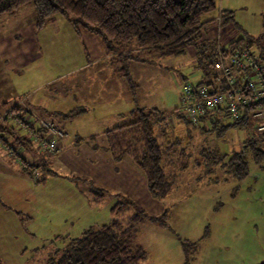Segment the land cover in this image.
<instances>
[{
	"label": "rangeland",
	"instance_id": "374dc122",
	"mask_svg": "<svg viewBox=\"0 0 264 264\" xmlns=\"http://www.w3.org/2000/svg\"><path fill=\"white\" fill-rule=\"evenodd\" d=\"M214 1L217 9L203 17V22L208 23L203 28V43L217 40L227 48L236 39L242 38L247 42L264 36V0ZM221 10L231 18L229 24L221 26L216 22ZM35 15V7L30 3L14 15L0 17V86H3L4 95L12 86L17 87L16 92L24 98L44 80L69 73L84 58L78 44L80 40L72 26L73 17L56 15V22L33 32ZM20 26L22 32L17 33ZM33 33L40 45L39 55L30 52L24 55L25 61L17 60L10 49L17 46L22 52L23 45ZM244 45L247 46L246 43ZM87 47L90 58L101 57L98 52L104 54L105 51L99 46L94 53L95 46L91 43ZM251 49L258 53L256 46ZM119 53L123 55L122 63L100 66L99 71L105 70L104 73L86 78L82 100L92 98L94 93L104 95L106 86L114 88L115 96L121 95L119 87L126 89L128 73L138 86V99L136 105L133 104L135 108L174 111L181 108L183 85L196 86L202 77L196 67V50L193 47L179 56H163L160 52L141 53L132 42ZM120 68H126L127 72L115 73ZM108 70L115 75H106ZM77 79L79 77L72 76L66 81L76 84ZM79 80L83 81V78ZM114 93L108 91L106 95L114 96ZM42 95L43 91L37 97ZM64 98L61 96L53 101L52 108H65L69 101ZM116 103L112 109L89 110L84 120H78L76 116L67 121L64 124L67 145L53 154H42L34 138L33 148L23 150L8 131L0 133L1 263L46 264L70 240L111 222L114 218L112 207L123 197L132 199L150 216L168 213L160 222L146 220L138 224L136 243L148 253L142 264H263L264 159L257 164L247 154L249 174L243 180L228 176L220 168L208 174L205 168L190 166L180 174L171 194L161 201L149 195L143 173L130 159H125L123 164L115 166L116 169L121 165L133 167L141 181L137 179L130 191L112 188V191L104 193L101 191L104 189L102 182L96 180L100 174L99 169L96 171V160L82 155L80 145L88 143L86 137L93 144H101L106 130L134 120L127 113L119 115L128 112L130 107L122 102ZM109 104L104 102L100 106ZM13 106L11 104L9 109ZM69 106L72 105L69 103ZM103 116L109 119L105 125L96 122V117L100 119ZM40 118L64 130L53 121ZM169 122L174 123V120ZM35 126L38 128L37 122ZM0 127L13 130L16 136H31L28 129H22L19 119L11 116ZM174 127V134L187 144V152L193 160L200 159L202 149L218 150L227 155L242 151L245 141L256 134L252 121L245 127L230 129L222 138L205 132V123L195 126L175 123ZM86 129L92 130L93 134L85 135L82 130ZM92 135L93 140L90 138ZM22 159L32 167L24 169ZM111 165L109 157L108 167ZM124 180L126 185H130L127 178ZM131 214L132 210L125 214L126 218Z\"/></svg>",
	"mask_w": 264,
	"mask_h": 264
},
{
	"label": "trees",
	"instance_id": "16d2710c",
	"mask_svg": "<svg viewBox=\"0 0 264 264\" xmlns=\"http://www.w3.org/2000/svg\"><path fill=\"white\" fill-rule=\"evenodd\" d=\"M30 3L35 7V30L42 29L56 15L71 16L72 26L78 34L86 32L97 36L110 54L120 48H127L132 42L136 43L139 50L160 52L163 56H179L193 47L196 50V67L202 74L198 86L223 91L221 73L215 64L220 55L226 56L237 50L251 51L255 61L264 69V36L251 38L247 42L242 38L236 39L227 48H223L217 40L202 42L203 28L208 24L203 22V17L217 9L214 0H0V17L14 14ZM225 12L221 10L218 16L220 21L216 19L221 26L230 23L231 18ZM235 27L236 30L240 29L237 24ZM254 46L258 48V53L251 49ZM127 74V84L134 100H137L138 86ZM237 83L238 87L241 86ZM19 104L11 110V104L7 106V112L0 117V125L10 116L17 118L23 125L22 129H28L31 136H16L13 130L4 127H0V133L8 131L17 146L31 150L32 138L39 144L47 131L40 123V117L32 115L30 109L23 111ZM256 106L264 109V99L258 101ZM256 106L245 107L237 121L229 117L224 107H219L196 123L188 119L182 108L163 111L138 106L132 112L133 121L105 131L106 150L116 164L130 159L143 173L149 195L158 201L171 194L180 174L190 166L201 170L205 168L208 174L220 168L228 176L243 180L249 174V158L242 151L227 155L218 150L202 149L200 159L193 160L187 152V144L174 134V124L195 126L205 123V132L222 138L230 129L245 127L250 121L255 126L257 121L251 109ZM74 114H77V110L70 115ZM27 115L33 117L26 119ZM170 119L174 123L169 122ZM226 120L230 122L226 123ZM64 138L56 139L57 151L60 148L59 141ZM4 142L8 146V142ZM244 148L255 163L261 164L264 159V134L256 130V134L245 141ZM38 150L41 151L40 147ZM22 160L24 169L32 167L26 165L25 159ZM101 191L107 192L106 189ZM130 210L132 214L126 218L125 214ZM111 212L114 216L111 222L97 229H89L80 238L70 240L46 264H142L148 258V253L136 243L138 224L146 220L160 222L168 213L165 211L159 217L150 216L132 199L123 197L112 207Z\"/></svg>",
	"mask_w": 264,
	"mask_h": 264
},
{
	"label": "crops",
	"instance_id": "0c3cea01",
	"mask_svg": "<svg viewBox=\"0 0 264 264\" xmlns=\"http://www.w3.org/2000/svg\"><path fill=\"white\" fill-rule=\"evenodd\" d=\"M54 22H56V21L53 20L49 23L52 24ZM34 30H35V20L33 22L32 31L34 32ZM16 32L21 33L22 32V26H20ZM75 33L77 34V36L80 40L78 44L80 45L81 52H82L81 57L82 56L84 57L82 60H80L79 64L76 67H72L73 69H70L69 73H67L66 75L58 74V76L56 78H53L52 80H47V79L44 80V82H41L39 85L35 86L36 87L35 90H33V92H30L29 94H27L26 97H24V98L22 96L18 95V92H16L17 87H14V88L12 86H11L12 88L9 87V89L7 91V95H4L3 86H0V117L2 115H4L5 110L9 104H14V105L17 104L18 105L20 102L22 103L21 105H23L22 110L30 109L33 112L32 115H35L38 117H43L47 120L53 121L56 124H58L61 128H63L64 130H65L64 124L67 121H69L71 118L77 116L78 120L79 119L84 120V117L87 115L89 110L96 109V108L112 109L115 105L117 106L116 102H122L121 104H125L128 108L133 107L131 110L129 108L128 112L119 113V115L127 113V115L132 116V112L138 106H136V108H135L137 100H136V98L134 100V97H133V95L129 89L128 84H126V89H125V87H122V88L119 87V93H121V95H119V96H115L116 94L114 93L113 87L106 86V88H105L106 91L101 90L100 92L102 93V91H103V92H105L104 95H106V93L108 91H110L112 94L114 93V96H109V97L107 95L106 96H104V95L98 96L97 93H94L92 98H89L87 100H82L81 93H82V91H84L83 87H84V84L86 82V78L88 76L90 77L93 74L99 75L100 72L104 73L105 70L99 71L100 66L105 67V66L112 65L113 63L114 64L122 63L123 62L122 61L123 55L119 53L122 50V48L120 50H118L116 52V54L115 53H111V54L108 53L106 50V46L102 43L100 38H98L95 35H92V34H89L86 32H82V33L78 34L76 32V30H75ZM28 40L29 41L27 42V44L23 45V51L22 52H19L20 50L17 48V46H14L10 49L11 55L16 57L17 60H23L25 58L24 55H27L30 52H36L37 55H39L38 53L40 52V45H38L37 39H36V36H34V33H33V35L32 34L30 35ZM88 43H91L92 45L95 46L94 47L95 48L94 53L99 50V46H100L101 50H103V49L105 50V51H103L104 54H102V51H99L98 53H101L100 54V55H102L101 57H99V55H98V57L96 56L95 58L88 57L87 56V53H88L87 44ZM139 51L141 53H144V54L146 52H148V51H142V50H139ZM116 58H120V60L115 61ZM24 61H25V59H24ZM125 69L126 68H120V69L116 70L115 73H123V72L125 73ZM108 74H110L112 76L115 75L110 70H108L106 72V75H108ZM72 76H77V77H79V79L83 78V81L77 79V83L75 82L76 84H72L71 82L66 81V80H68V78H71ZM52 85H55V86H52ZM91 87H94V86H91ZM91 87H86V89H90ZM103 87H105V86H103ZM94 89H96V87ZM41 91H43V95L37 97V94ZM122 95H125V96L122 97ZM61 96H63V98L65 97L64 100L66 99L69 101L70 105H72V106H69L70 108L68 107L69 103L67 104V106L65 108H52V102L57 101ZM121 97H122V101H121ZM45 99H50V101L45 100ZM137 99H138V97H137ZM21 100H25V102H23ZM104 102L110 103V104L107 106H100ZM133 104H135V105H133ZM19 106H20V104H19ZM97 106H99V107H97ZM73 107H76V109L79 107H82L83 109L77 111V114L70 115L73 111H76V109L75 110L72 109ZM29 117H33V116L27 115L26 119H29ZM108 120L109 119L106 118L105 116H103L100 119L98 117H96V122L103 124V125H105V122H107ZM89 131L87 129L82 130V132L85 133V135L93 134L92 130L89 129ZM87 132H89V133L87 134ZM2 133H4V132H2ZM93 137H94L93 135H92V137H90V138H92L91 140L94 139ZM66 138H68V136ZM66 138L59 141V147H60L59 150H62L63 147H65L67 145V141H66L67 139ZM102 138H104V139H103L101 144H93L90 142L89 138L86 137L85 140H87L88 143L84 142L83 144L80 145L82 147L81 149L83 150L82 155H85L87 157L92 156L91 159L96 160V166H97L96 171L98 169L100 170V174L97 175L96 180L98 182H102V186L104 187V189L112 191L113 190L112 188H114V189H117L118 191H120V190L130 191L131 187H133L132 184L134 185L137 179L139 181H141L140 176L137 175V173L135 172V169L133 167L125 168L124 165H121L119 169H116L115 166L123 164V162L116 164L111 159L112 165L108 167V160H109L110 155L108 152H106L107 144H106L105 136H103ZM22 149L28 150V149H24L23 147H22ZM106 167H108V168H106ZM82 172L84 173V171H82ZM90 175H93V174L90 173ZM125 178H127L130 185L125 184V180H124ZM145 183H146V180H145Z\"/></svg>",
	"mask_w": 264,
	"mask_h": 264
},
{
	"label": "built area",
	"instance_id": "2783aa9c",
	"mask_svg": "<svg viewBox=\"0 0 264 264\" xmlns=\"http://www.w3.org/2000/svg\"><path fill=\"white\" fill-rule=\"evenodd\" d=\"M217 20L220 21V17ZM215 68L221 73L223 91L205 86L183 85L181 108L194 123L219 107H224L229 117L237 121L245 107L256 106L258 101L264 99V69L255 61L251 51L237 50L226 56L220 55ZM237 82L241 86L238 87ZM251 114L257 121L255 129L259 134H264V109L261 106L253 107ZM41 124L47 134L40 141L39 147L43 153L52 154L58 150L56 139L64 138L66 133L47 121H41ZM242 153L247 155L248 150L245 148Z\"/></svg>",
	"mask_w": 264,
	"mask_h": 264
}]
</instances>
